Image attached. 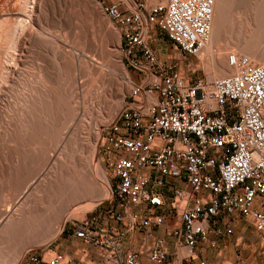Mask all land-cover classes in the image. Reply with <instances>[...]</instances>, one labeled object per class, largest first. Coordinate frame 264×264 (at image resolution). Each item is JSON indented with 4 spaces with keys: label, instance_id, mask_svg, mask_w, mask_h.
I'll list each match as a JSON object with an SVG mask.
<instances>
[{
    "label": "built area",
    "instance_id": "1",
    "mask_svg": "<svg viewBox=\"0 0 264 264\" xmlns=\"http://www.w3.org/2000/svg\"><path fill=\"white\" fill-rule=\"evenodd\" d=\"M129 2L102 11L119 27L124 66L137 75L100 138L110 198L94 222L72 223L75 254L33 249L16 264H207L197 244L231 235L232 218L264 239V62L229 53L232 73L184 76L151 41L164 37L195 56L209 37L213 0ZM135 234L132 248L125 241Z\"/></svg>",
    "mask_w": 264,
    "mask_h": 264
},
{
    "label": "bare ground",
    "instance_id": "2",
    "mask_svg": "<svg viewBox=\"0 0 264 264\" xmlns=\"http://www.w3.org/2000/svg\"><path fill=\"white\" fill-rule=\"evenodd\" d=\"M64 2L61 8L66 16L64 23L72 29L85 26L88 30L87 21L92 18L89 12L92 6H88V1L64 0ZM58 11L59 8L53 0H0V104L4 92H7L14 83L17 68L22 65L26 54L34 49L40 60L39 63L37 62V68L35 67L37 69L35 86L29 85L25 88L27 93L22 98L23 107L13 110V114L2 115L0 122V176H11L14 179L13 188L9 193L15 191L16 194L11 196L12 199L9 198V201L4 199V204L0 203V241L14 235L27 237L31 233H41L44 239L51 241L61 231L63 223L73 216V212L70 214V211L74 210V207L91 209L95 203L108 195V182L98 173L97 168L96 134L91 132L88 137L92 142L88 147L90 162L85 172H82L79 170V163L82 160L72 161L62 154L67 141L72 138V133L68 134L67 128L63 131V127L56 125H61L62 121L71 122L74 117V107L73 112L69 116L66 115L68 105L65 103L63 92L66 89L75 94L78 77L88 73L93 74V71L98 73L94 80L98 82L99 88L97 99L101 107L106 109L101 119L103 123L109 121L108 113L113 107L110 102V91L115 88L114 97L117 99L113 100L120 104L121 86L129 88L131 81L124 71L114 72L117 67L114 63L98 61L99 66L92 68L91 63L84 59L85 56L93 61L92 53L86 51L84 53L73 48L59 36L43 30L39 16L44 19L43 16L48 15L56 22H60L61 15ZM101 11H105V4L101 5ZM222 19L223 0H213L209 37L195 55L202 62L199 63L206 71L205 78L208 81L233 72L226 62V55L229 53L234 56L245 55L252 63L264 62V51L251 55L236 48L223 46V43L219 44L226 37ZM103 28L107 31L110 27L105 24ZM86 45L90 50H94L91 42ZM213 68L222 76L212 72ZM180 71L182 72V69ZM114 75L118 78L116 79ZM123 104L126 106L124 100ZM50 111H53L52 116ZM52 129L57 131L53 142L49 140L50 136H53ZM96 132L98 136L100 131ZM93 196L97 198L94 199ZM52 205L55 211L51 212L49 210ZM46 225L49 227L47 228ZM1 256L0 264H12L13 261Z\"/></svg>",
    "mask_w": 264,
    "mask_h": 264
},
{
    "label": "rangeland",
    "instance_id": "3",
    "mask_svg": "<svg viewBox=\"0 0 264 264\" xmlns=\"http://www.w3.org/2000/svg\"><path fill=\"white\" fill-rule=\"evenodd\" d=\"M86 1H88L87 4L89 7L92 6L89 9V12H91L90 14L92 18H89L88 19L89 21H87L88 22L87 26H88L89 31L87 30V27L85 26H81V28L79 26L78 28L72 29V28H69L65 24L66 16L61 11L62 10L61 8L63 7L62 4L65 3L64 0L63 1L53 0V3L56 5V7L58 6L59 8L58 12L61 15L60 22H56L54 18H50L48 15H44L43 16L44 19L41 16H39V20L41 18L40 21H42L41 25H43V30H45L47 33H50L52 35L59 36V38L63 39L65 43L67 44L69 43L68 45H72L73 48L79 49L83 52L86 51V53H92L94 57L93 61L88 59V57L84 56L85 61L90 62L91 63L90 66H92V68L95 69L96 66H99V62H111V63H114L115 66L118 67V70H116L117 68L116 67L114 69V72H118L119 70H122L128 76L129 81H130V75H132L133 79L137 81V75L134 72H132V70L124 66V63H123L124 58H123V55L119 47L120 45L119 27L113 21H111L108 16L103 14V12L101 11V5L105 3H109L111 1L115 2L117 0H86ZM145 1L147 5L157 3V2L165 4L166 2V0H145ZM96 11L97 13L99 12L98 15ZM94 17H96L95 20H94ZM104 23L108 24V27H110L108 28L107 31H104V28H103V26L105 25ZM222 23L225 29L226 37L223 40L224 42L220 41L219 44L223 43L222 44L223 46H226L228 48H236L237 50H240L244 53H248L251 55L260 54L264 51V0H223ZM153 29L155 30L154 26H153ZM101 30H103L102 31L103 33L101 32ZM99 33H101L102 35ZM81 34L82 35L84 34L83 35L84 39L83 37H81L82 36ZM87 38H89L94 50H90L89 48H87L88 45L86 44L90 43ZM74 39L77 41H75ZM114 39L116 40V43ZM100 41H103V42H100ZM151 45L153 46V48L156 49L159 57L163 59H166L167 57H174L176 59V62H178V66L180 67V69H182V74L184 76H188L191 79L207 77L206 71L202 67V64H201L202 62L200 61V59H198L197 56L185 55L184 57V55L178 54L177 50L173 49L171 44L164 37L153 38V40L151 41ZM105 48H106V52H105ZM37 55L38 54L37 52H35L34 49L29 51L24 57L25 59H23L22 65H20L17 68V72L14 76L15 81L10 87L11 89L9 88L7 92H4V95L2 98L3 100L0 104V122L2 120V115H6L8 113L13 114V110L15 109L18 110L21 107H23L22 98L27 93L26 92L27 90H25V88L28 87L29 85L35 86V80H36L35 78L37 74L36 66L40 61ZM224 60H225V57H224ZM258 63H261V62H254V64H258ZM191 70H194V72L191 73ZM213 70L214 68L212 69V72H214L218 76H222L218 73L216 69L214 71ZM96 73L97 72L94 73L93 71L94 76L93 74L88 73L84 76L78 77L77 90L75 94L74 92H71L69 90H66V89L64 90L63 97L65 99V103H67L68 105L66 107L67 109L66 115L69 116L71 112H73V107L75 110L74 111L75 114L71 122L62 121L64 124L61 123V125L57 124L56 126L63 127L64 128L63 131H65V129L67 128L69 130V131L67 130L68 131L67 133L68 134L72 133L71 135L72 138L70 139V141H67L65 147L63 148L62 154L67 159H70L72 161L77 160L80 162L82 160L81 163H79L80 164L79 170L82 172H85V168H87L90 162L88 147L90 143L92 142L89 141L88 137L90 136L91 132L96 134L97 138H96V144H95L96 145L95 146V150H96L95 157L97 158L96 161H98V164H97L98 173L104 176V179L108 182V186H109L110 178L107 172L105 171L103 161L101 160V156H100L101 154L99 151V143H100L101 135L105 134L110 122L125 107L123 104V97L126 94L128 88L121 86V89L119 92V98H121L122 102L120 104H118L115 101L117 99V98L115 99L114 97L115 88L110 91V102L113 105V107L110 109V112L108 113V115L110 116L109 121L106 123H103L101 119H102V115L106 112V109H104V107H101V104L99 103L97 99V92L99 88L97 85L98 82H95ZM90 75L92 76L90 77ZM114 76L116 79L118 78L117 75H114ZM118 83L122 84L120 81H118ZM70 109H72V111ZM50 112H51L50 115L51 114L53 115L52 113L53 111H50ZM69 124L70 125L72 124V125L70 126ZM0 130H1V127H0ZM98 130L100 132H99V135L97 136L96 131ZM51 132H52L51 134L54 137L50 136L49 140L53 142V139L55 138V133H57V131L55 129H52ZM12 179L13 178L11 176L10 177L0 176V203L1 204H4L5 202L4 199L6 200L8 199L7 201H9L10 199H12L11 196L16 195L14 193L15 191L12 192L13 189L11 191L12 193L11 194L9 193L10 192L9 190L13 188V185H14V182H13L14 179L13 180ZM108 189L109 191H108V195L106 196V198L100 199L97 203H95V205H93L91 209H85L83 207H81V209L79 207L78 209H76L74 207V210L70 211V214L73 212V216L68 218L63 223V227L61 231L56 235V237L53 240L48 241L47 239H44L41 233H31L27 236L28 238L23 235L8 236L4 239H1L0 241V256L4 254L3 257L1 256L2 258H4L5 256V258H8L9 260L13 261L12 264H16V262L20 258H22V256L27 251H30L33 249H39V248L45 249V250L50 249V250H56L60 252L75 254L80 249L79 240L70 241V239L67 236V234L71 231L70 229H71L72 223L75 221L83 220V219H88V220L93 221L92 218L94 217V214H97V212L102 208V206L106 205L107 201L110 198V187H108ZM93 198L96 199L97 196H93ZM49 211L51 212L55 211L54 205L51 206ZM46 227L48 228L49 225L48 226L46 225ZM39 235L41 237H39ZM22 237L23 238L26 237V238L23 239ZM27 239H29V241ZM140 239H141V235L135 234L134 240L139 241ZM242 246H244V248L246 247L245 244H243ZM8 254H9V257H8ZM13 254H14V257H13ZM225 264H229V263H225Z\"/></svg>",
    "mask_w": 264,
    "mask_h": 264
},
{
    "label": "crops",
    "instance_id": "4",
    "mask_svg": "<svg viewBox=\"0 0 264 264\" xmlns=\"http://www.w3.org/2000/svg\"><path fill=\"white\" fill-rule=\"evenodd\" d=\"M130 81L136 82L132 75ZM228 221L232 234L216 239L212 246L207 243L197 244L196 254L204 257L207 264H264V239L260 238L243 218H232ZM130 237L131 235L126 237L125 244L135 248L136 241L130 242ZM239 239L244 241L245 248L243 244L240 247L235 245ZM142 263L151 264L143 259Z\"/></svg>",
    "mask_w": 264,
    "mask_h": 264
}]
</instances>
